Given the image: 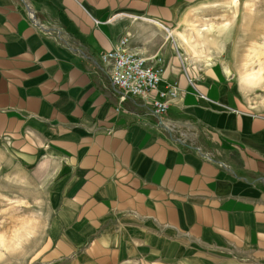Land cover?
I'll list each match as a JSON object with an SVG mask.
<instances>
[{
  "label": "crops",
  "instance_id": "obj_1",
  "mask_svg": "<svg viewBox=\"0 0 264 264\" xmlns=\"http://www.w3.org/2000/svg\"><path fill=\"white\" fill-rule=\"evenodd\" d=\"M201 1L0 0V141L50 210L34 263L264 264V111L182 55ZM122 37L178 85L165 115L112 85Z\"/></svg>",
  "mask_w": 264,
  "mask_h": 264
},
{
  "label": "rangeland",
  "instance_id": "obj_2",
  "mask_svg": "<svg viewBox=\"0 0 264 264\" xmlns=\"http://www.w3.org/2000/svg\"><path fill=\"white\" fill-rule=\"evenodd\" d=\"M202 2L182 18V55L223 62L264 111V0ZM49 217L44 189L0 141V264H37Z\"/></svg>",
  "mask_w": 264,
  "mask_h": 264
},
{
  "label": "built area",
  "instance_id": "obj_3",
  "mask_svg": "<svg viewBox=\"0 0 264 264\" xmlns=\"http://www.w3.org/2000/svg\"><path fill=\"white\" fill-rule=\"evenodd\" d=\"M127 40L122 37L116 46L100 54L112 85L119 90L121 99L127 95L141 96L150 103L155 115H165L180 95L178 85L163 83L160 62L148 63L147 57L128 50Z\"/></svg>",
  "mask_w": 264,
  "mask_h": 264
}]
</instances>
